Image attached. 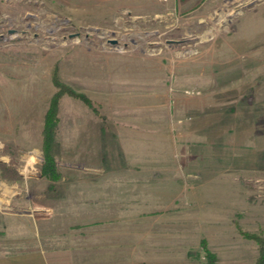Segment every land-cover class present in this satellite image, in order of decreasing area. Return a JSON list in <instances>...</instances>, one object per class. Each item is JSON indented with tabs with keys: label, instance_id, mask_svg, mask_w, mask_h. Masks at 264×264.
<instances>
[{
	"label": "rangeland",
	"instance_id": "rangeland-1",
	"mask_svg": "<svg viewBox=\"0 0 264 264\" xmlns=\"http://www.w3.org/2000/svg\"><path fill=\"white\" fill-rule=\"evenodd\" d=\"M57 82L91 104L60 96L51 179ZM90 117L94 136L69 131ZM13 181L41 225L112 209L154 240L180 235L177 263L154 264H219L206 234L224 225L260 253L245 233L264 239V0H0L3 210Z\"/></svg>",
	"mask_w": 264,
	"mask_h": 264
},
{
	"label": "crops",
	"instance_id": "crops-1",
	"mask_svg": "<svg viewBox=\"0 0 264 264\" xmlns=\"http://www.w3.org/2000/svg\"><path fill=\"white\" fill-rule=\"evenodd\" d=\"M87 122L85 130L69 131L94 136L96 132L92 126L96 121L90 117ZM125 165L120 166L131 169L150 167L149 160H141L140 163L125 160ZM118 166H114L113 162L110 168ZM114 183L118 182L115 180ZM7 185L10 202L6 205L10 207L0 208V264L177 263L171 260V249L182 246L180 235L174 234L171 238L163 231L158 232L160 236L154 240V236L151 237L154 231L150 226H119L116 219L112 220V217H118L119 212L112 209L65 210L60 213L62 217L69 218L67 224L63 220L61 224H54L56 220L52 215L41 225L37 215L21 211L16 181ZM211 229L206 239L219 264H254L257 261L259 246L243 238L234 225Z\"/></svg>",
	"mask_w": 264,
	"mask_h": 264
},
{
	"label": "trees",
	"instance_id": "trees-1",
	"mask_svg": "<svg viewBox=\"0 0 264 264\" xmlns=\"http://www.w3.org/2000/svg\"><path fill=\"white\" fill-rule=\"evenodd\" d=\"M58 86L60 87L59 91L57 92V95L55 98L51 101L50 107L47 111L46 118H45V126L43 130L44 135V154H45V163L42 167L43 174L50 177L51 179H58L60 177L59 172L57 171L56 167V159L52 155V145L54 143V137L56 134V127L58 123V109H59V99L60 96L67 92L73 96L83 97L87 103L91 104L90 100H87L84 96H81L75 92H73L71 89L64 87L62 84L57 82ZM245 233V232H244ZM245 235L254 238L261 244V250H260V257L257 260L255 264H264V239L259 236H251L250 234ZM205 246V243H203ZM207 254L209 256V260L211 264H215V256L207 251Z\"/></svg>",
	"mask_w": 264,
	"mask_h": 264
}]
</instances>
